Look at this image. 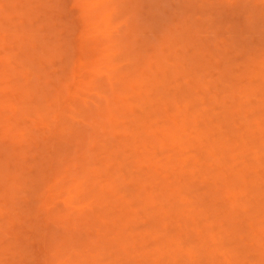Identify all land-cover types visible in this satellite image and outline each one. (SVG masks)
Masks as SVG:
<instances>
[{"label":"rangeland","instance_id":"1","mask_svg":"<svg viewBox=\"0 0 264 264\" xmlns=\"http://www.w3.org/2000/svg\"><path fill=\"white\" fill-rule=\"evenodd\" d=\"M243 2L0 0V264H264V5ZM242 169L258 181L222 200ZM91 207L113 223L84 227ZM59 208L66 247L51 239ZM72 224L91 245L71 243Z\"/></svg>","mask_w":264,"mask_h":264},{"label":"bare ground","instance_id":"2","mask_svg":"<svg viewBox=\"0 0 264 264\" xmlns=\"http://www.w3.org/2000/svg\"><path fill=\"white\" fill-rule=\"evenodd\" d=\"M243 1H244V2H243V3H244V5H243L244 7L246 6L245 4L251 3L252 1H253L255 4H258V3H259V5H257V6L263 7V5H264V0H252V1H251V0H243ZM223 4L225 5L224 2H223ZM230 4H231V3H230ZM233 4H234V3H233ZM0 5H1V4H0ZM191 5H192V4H191ZM224 5H223V6H224ZM241 5H242V4H241ZM74 6H75V5H70V9H71L72 11L75 10V7H76V6H75V7H74ZM220 6H222V5H220ZM223 6H222V7H223ZM1 7L3 8V4L1 5ZM184 8H185V7H184ZM184 8H182V9H184ZM245 8H246V7H245ZM37 9H38V8H37ZM38 10H39V9H38ZM42 10H43V9H42ZM221 10H222V9H221ZM32 11H33V9H32ZM261 11H262V10H261ZM230 13H231V12H230ZM45 15H46V14H45ZM45 15H44V16H45ZM254 16H255V15H254ZM46 17H47V16H46ZM252 17H253V16H252ZM247 18H248V17H247ZM255 20H257V21L261 20V22L263 23V21H264V13H263V12H260V11H259V13L257 12V15H256ZM254 22H255V21H254ZM259 22H260V21H259ZM263 24H264V23H263ZM74 25L77 27V25H76L75 22H74ZM260 25H261V24H260ZM196 28H197V27H196ZM197 29H198V28H197ZM261 29H262V28H261ZM193 31H195V30H193ZM197 31H198V30H197ZM196 33H197V32H196ZM86 35H87V34H86ZM86 35H84V37L81 39V40H83V42H88V41L90 40V39L88 38V35H89V34H88L87 36H86ZM180 39H181V38H180ZM173 40H174V39H173ZM175 41H176V40H175ZM14 43H15V42H14ZM33 44H34V43H33ZM35 44H37V43H35ZM172 44H173V43H171V45H172ZM204 46H205V45H204ZM11 47H12V46H11ZM35 47H36V45H35ZM170 47H171V46H170ZM12 48H13V47H12ZM18 48H19V47H18ZM33 48H34V45H33ZM61 48H62L61 46H53V47H51V49H49V51H48V53H47V55H48V54H49V55H48V58H45V62L47 61V62H50L51 64H53V63H55V59H56L57 57H58L59 60H62V59H61V56H63V55H62V49H61ZM34 49H35V48H34ZM176 49H177V48H176ZM180 50H181V49H180ZM180 50H179V51H180ZM247 51H248V50H247ZM204 52H205V51H204ZM172 53H173V52H172ZM208 54H209V53H208ZM167 55H168V53H167ZM173 55H174V54H173ZM38 56H39V57H38ZM38 56H37V58H39V59L36 58L38 61H35V58H34V57H33V60H32V58H31V60H32V64H31V65H33V63L38 62V64H35V65H36V66L38 65V66H37V69H38L37 71H39L38 74H40L39 60L42 61V60H44V59H42L43 57H40L41 55H38ZM174 56H175V55H174ZM160 57H161V56H160ZM164 58H165V57H164ZM202 58H203V57H202ZM29 59H30V57H29ZM165 59H167V58H165ZM165 59H164V60H165ZM195 59H196V58H195ZM197 59H198V58H197ZM197 59H196V60H197ZM200 59H201V58H200ZM248 59H250V57H248ZM31 60H27V61H29V63H30ZM190 60H191V59H190ZM33 61H34V62H33ZM177 61H178V60H177ZM199 61H200V60H199ZM199 61H198V63H199ZM202 61H203V60L201 59V62H202ZM43 62H44V61H42V63H43ZM45 62H44V63H45ZM182 62H183V61H182ZM253 62H254V61H253ZM193 63H194V62H193ZM251 63H252V62H251ZM22 64H23V63H22ZM22 64H19V66L22 65ZM25 64H26V63H25ZM25 64H24V65H25ZM201 64H202V63H201ZM203 64H204V63H203ZM27 65H28V64H27ZM190 65H191V64H190ZM19 66H18V68H19ZM33 66H34V65H33ZM22 67H23V66H22ZM22 67H21V68H22ZM42 68H43V67H42ZM44 68H45V67H44ZM44 68H43V69H44ZM193 69H194V68H193ZM190 70H191V69H190ZM43 71H44V70H41V73H42ZM141 72H142V71H141ZM187 72H188V71H187ZM187 72H186V73H187ZM45 73H47V72H45ZM45 73H44V74H45ZM42 74H43V73H42ZM42 74L39 75V76L37 75V76H38V77H40V76L43 77L44 74H43V75H42ZM226 74H227V73H226ZM28 75H29V74H28ZM35 75H36V73H35ZM46 75H47V74H46ZM27 78H30V77L28 76ZM91 78H92V76H90V77L88 78V81H89V80L91 81ZM93 78H94V77H93ZM93 78H92V79H93ZM25 79H26V78H25ZM27 80H28V79H27ZM29 80H30V79H29ZM88 81H87V82H88ZM93 81H94V80H92V82H93ZM24 82H25V84L23 85ZM24 82H23L22 85H21L22 88H23V95H24V96H23V95H22V96H23L24 98L27 97V98H28V100H26L27 103H29V102L31 101V103H32V105H33L34 102H32V101H33L32 98H33V97L35 98V95L37 96V94H38L37 91H38V90L35 91V90L32 89L31 87H30V88H31L32 90L29 89V87H28L29 85L27 84V83H29V82H28V81H24ZM92 82H89V83H92ZM26 84H27V85H26ZM162 85H163V84H162ZM24 86H26L27 89H26ZM53 88H54V87H53ZM253 88H254V87H253ZM24 90H26V93L29 92V94H27V95H29V96H27L26 93H24ZM39 90H40V89H39ZM50 90H52V89H50ZM50 90H46V89L43 90V94H42V95H43L44 99H46L47 101H48V94H49L48 91H50ZM254 90H256V89L254 88ZM30 91H31V92H30ZM33 91H34V92H33ZM59 91H60V90H59ZM59 91H58L57 88H55V93H54V96H53V97H55V95H57V93H58ZM251 92H252V91H251ZM31 93H32V94H35V95L32 96V95H30ZM36 93H37V94H36ZM25 95H26V96H25ZM68 95H71V94L69 93ZM68 95H67V96H65V95H60L58 99H56L57 97L55 98V99H56V102H57V104H58V107H60V105L63 103L64 100H67ZM30 96H32V98H30L31 100L29 99ZM172 97H173V96H172ZM175 97H176V96H175ZM175 97H173L172 100H174ZM29 100H30V101H29ZM34 100H35V99H34ZM108 100H109V99L107 98V99H106V103H107V107L109 108L108 105H109V103H110V100H109V101H108ZM170 100H171V99H170ZM83 101H84L85 103H87L85 100H83ZM104 101H105V100H104ZM175 101H176V100H175ZM175 101H174V102H175ZM58 102H59L60 104H59ZM167 102H168V100H167ZM177 102H178V101H177ZM23 103L27 104V103L25 102V99L23 100ZM175 103H176V102H175ZM179 103H180V102H178V104H179ZM169 104H170V102H169ZM169 104H168V105H169ZM10 105H11V104H10ZM166 105H167V104H166ZM239 105H240V104H239ZM25 106H26V105H25ZM27 106H28V105H27ZM178 106H179V105H178ZM10 107L13 108V105L10 106ZM23 107H24V106H23ZM87 107H88V106H87ZM87 107H85V108H87ZM107 107H106V108H107ZM1 108H2V107H1ZM3 108H5V107H3ZM6 108H7V107H6ZM8 108H9V107H8ZM11 108H9L8 110H12ZM24 108H25V107H24ZM87 109H88V108H87ZM177 109H178V108H177ZM5 110H6V109H5ZM14 110H15V109H14ZM106 110H107V109H106ZM108 110H109V109H108ZM252 110H253V109H251V110H249V109H248V110H247V109H244L243 112H244V113H246V112L248 113V111L251 112ZM85 111L88 112L87 110H85ZM104 111H105V110H104ZM237 111H238V110H236V112H237ZM83 112H84V110H83ZM2 113H3V112H2ZM4 113H5V111H4ZM109 113H110V112H109ZM109 113H108V114H109ZM247 113H246V114H247ZM88 114H89V113H88ZM88 114L86 113L87 116H88ZM240 114H241V113H240ZM246 114H244V115L246 116ZM111 115H112V114H111ZM238 115H239V114H238ZM2 116H3V115H1L0 117H2ZM40 116H41V115H40ZM247 116H248V115H247ZM27 117H28V116H27ZM89 117H90V116H89ZM94 117H95V116H94ZM2 118H3V117H2ZM2 118H1V119H2ZM38 118H39V117H38ZM38 118H35L34 120L32 119V121H33L35 124H38V123L41 122V119H40V118L38 119ZM91 118H92V117H91ZM244 118H245V119H244L245 122H247L248 120H246V117H244ZM254 119H258V120H259V117H258V118L255 117ZM42 120H43V119H42ZM211 121H212V120H211ZM249 122H251V121L249 120ZM249 122H247V123H249ZM98 123L101 124V122H98ZM252 123H253V122H252ZM249 125H250V124H249ZM41 126H42V125H41ZM64 126H65V125H64ZM103 126H104V125L102 124V127H103ZM206 126H207V125H206ZM100 127H101V125H100ZM100 127H99V128H100ZM207 127H208V126H207ZM221 127H222V125H221L220 127L218 126L219 130H220ZM103 128H104V127H103ZM84 129H85V128L80 129V131H79V135L77 136V138L79 137L80 140L78 139V140H76V141H79V142L81 141V142L85 143V141H83V140H84V139L86 140V137H87V141L89 142L88 139H90V137H89L90 135H91V137H92V133L90 134V133H88V132H91V129L89 128L90 131L87 130V129H86V130H84ZM208 129H209V127H208ZM222 129H223V128H221V130H222ZM83 130H84V131H83ZM221 130H220V131H221ZM77 134H78V132H77ZM77 134H76V135H77ZM163 134H164V133H163ZM173 135L176 136V134H173ZM173 135H172V136H173ZM0 136H1V133H0ZM177 136H178V135H177ZM223 138H224V137H223ZM0 140H1V139H0ZM87 141H86V143H87ZM81 142H80V143H81ZM59 143H60V145L62 144L61 141H59ZM54 144H55V143H54ZM81 144H82V143H81ZM60 145H59V146H60ZM65 145H68L66 139H65V144H64L63 146L61 145V147H64ZM85 145L87 146V144H85ZM106 145H107V144H106ZM56 146H58V145H56ZM59 146H58V148H59ZM69 146H70V145H69ZM79 146H80V145H79ZM103 146L105 147L104 149H106V146H105V145H103ZM107 146H108V145H107ZM233 146H235V145H233ZM236 146H238V145H236ZM82 147H83V146H82ZM111 147H112V146H111ZM229 147H230V146H229ZM10 148H11V147H10ZM64 148H65V147H64ZM77 148H78V147H77ZM77 148L74 147L75 150H76ZM84 148H85V146H84ZM84 148H83V149H84ZM102 148H103V147H102ZM231 148H232V147H231ZM236 148H237V147H236ZM238 148H239V147H238ZM66 149H67V146H66ZM74 149H72V150H74ZM115 149H116V147H115ZM229 149H230V148H229ZM233 149H234V147H233ZM239 149H240V148H239ZM63 150L65 151V149H63ZM77 150H78V149H77ZM84 150H85V149H84ZM84 150H83V152H84ZM102 150H103V149H102ZM106 150H107V149H106ZM230 150H231V149H230ZM78 151H79V150H78ZM239 151H240V153H241L242 150H239ZM65 152H66V151H65ZM74 152H76V151H74ZM79 152H80V151H79ZM119 152H120V149H119ZM230 152H231V151H230ZM236 152H238V151H236ZM236 152H235V149H234V151H233V155H234V156H236V154H237ZM243 152H244V151H243ZM57 153H58V152H57ZM68 153H69V152H68ZM234 153H236V154H234ZM240 153H238L237 155H240ZM80 154H81V152H80ZM83 154H84V153H83ZM242 154H244V153H242ZM242 154H241V155H242ZM20 155H21V154H20ZM20 155H19V156H20ZM48 155H49V154H48ZM81 155H82V154H81ZM230 155H231V154H230ZM233 155H232V156H233ZM254 155L257 156V157H256V158L258 159L257 161H259L260 156H262V158H264V155H260L258 152H255ZM13 156H15V155H13ZM74 156H76V155H74ZM234 156H233V159L236 158V157H234ZM15 157H18V156H15ZM69 157H70V156H69ZM20 158H21V157H20ZM113 158H114V157H113ZM231 158H232V157H231ZM262 158H261L260 160H262ZM17 159H19V158H17ZM49 159H50V158H49ZM74 159H75V158H74ZM19 160H20V159H19ZM19 160H18V162H19ZM22 160H24V157H22ZM72 160H73V159H72ZM15 161H17V160H15ZM15 161H14V162H15ZM111 161H112V160H111ZM18 162H17V163H18ZM20 162H21V161H20ZM20 162H19V166H20ZM22 162H23V161H22ZM42 162H43V161H42ZM42 162H41V163H42ZM73 162H74V161H73ZM76 162H77V161H76ZM112 162H113V161H112ZM17 163H16V164H17ZM77 163H79V162H77ZM94 163H95V162H94ZM21 164H22V163H21ZM50 164H51V163H50ZM66 164H67V163H66ZM66 164H64V165H66ZM80 164H81V163H80ZM92 164H93V163H92ZM92 164H91V166L94 165V164H93V165H92ZM52 165H53V164H52ZM78 165H79V164H78ZM83 165H84V164H83ZM88 165H89V164H88ZM4 166H5V165H4ZM73 166H74V165H73ZM91 166H89L91 169L88 168V169H89L88 172H89V174H91L90 177H92V176L94 177V176H95L94 173L96 172V166H95L94 168H92ZM108 166H109V164H108ZM21 167H22V165H21ZM76 167H77V166H76ZM83 167H84V166H83ZM87 167H88V166H87ZM257 167H258V166H257ZM257 167H256V168H257ZM107 168H108V167H107ZM244 168H246V167H244ZM256 168H255V170H257L259 167H258L257 169H256ZM263 168H264V167H263ZM0 169L2 170V168H0ZM21 169H22V168H21ZM86 169H87V168H86ZM105 169H106V168H105ZM108 169H109V168H108ZM50 170H51V169H50ZM244 170H245V169H244ZM244 170L242 169L241 173H239L240 175H238V176H240L241 178H240V177H239V179L236 178V179L238 180V182L236 181V183H234V182L232 181V182H233L232 184H234V185L236 186V188H235V187L232 188V189L229 188V187H231V186L229 185V183L227 182L228 184H227V186H226V184H225V180H223V184H225L223 187L226 186V188H225L224 190L221 191V193L224 192L222 195H220L221 197L223 196V197L221 198L222 200L224 199V197L226 198V196H228L227 198H230V200L234 203V200L236 199V196H237V194H236L237 188L240 189L239 187H241V185H243V184H246V185L248 184L250 187H254L255 183L258 181V180H257L258 178H256V179H255V178H251V179H249L248 177L245 178V176H247V175L243 176V175H244V172H243ZM263 170H264V169H263ZM105 171H106V170H105ZM259 171H260V170H258V172H259ZM261 171H262V170H261ZM0 172H1V171H0ZM43 172H44V171H43ZM85 172H87V171L85 170ZM109 172H110V171H109ZM165 172H166V171H165ZM242 172H243V174H242ZM255 172H256V171H255ZM103 173H104V172H103ZM3 174H4V171H3ZM92 174H93V175H92ZM222 174H223V172H222ZM0 175H1V173H0ZM223 175H224V174H223ZM223 175H221V176H223ZM241 175H242V176H241ZM47 176H48V175H47ZM88 176H89V175H88ZM97 176H98V175H97ZM165 176H166V174H165ZM167 176H168V175H167ZM238 176H237V177H238ZM19 177H20V176H19ZM19 177L17 176V177L14 178L15 180L17 179V180H16L17 183L15 182L16 185L18 184V181L22 180V178L20 179ZM48 177H49V176H48ZM49 178H50V177H49ZM88 178H89V177H88ZM165 178H166V177H165ZM223 178H225V177H223ZM44 179H45V178H44ZM95 179H96V178H95ZM226 179H227V176H226ZM247 179H249V181H248ZM15 180H14V181H15ZM42 180H43V179H42ZM98 180H99V179H98ZM98 180H97V181H98ZM205 180H206V179H205ZM205 180H204L203 182L206 183L208 180H206V181H205ZM234 180H235V179H234ZM93 181H94V180H93ZM142 181H143V180H142ZM228 181H229V180H228ZM148 182H149V181H148ZM229 182H231V181H229ZM141 183H142V182H141ZM146 183H147V182H146ZM87 184H88V183H87ZM98 184H99V183H98ZM95 185H96V184H95ZM145 185H146V184H145ZM234 185H233V186H234ZM91 186H93V185H91ZM91 186H90V187H91ZM97 186H98V185H97ZM97 186H95V187H97ZM233 186H232V187H233ZM238 186H239V187H238ZM243 186H244V185H243ZM101 187H102V186H101ZM141 187H142V186H141ZM141 187H140V188H141ZM92 188H93V187H91V189H92ZM146 188H147V187H146ZM98 189H99V188H98ZM98 189H97V190H98ZM235 189H236V190H235ZM60 190H61V188H60ZM144 190H145V189H144ZM90 191H91V190H90ZM90 191H89V192H90ZM120 191H121V190H120ZM234 191H235V192H234ZM56 193H57V192H56ZM91 193H92V192H91ZM44 194H45V193H44ZM218 194H219V193H218ZM228 194H229V195H228ZM129 195H130V194H129ZM215 195H216V194H215ZM260 195H261V193H260ZM49 196H50V195H49ZM58 196H59V195H58ZM217 196H218V195H216V197H217ZM220 196H219V197H220ZM261 196H262V195H261ZM55 197H56V195H55ZM55 197H54V198H55ZM263 197H264V196H263ZM42 198H43V200H41L42 202H41V205H39V207H40V206H41V207H44V208L47 207L48 210H53L52 207L49 206L50 204H49V205L47 204V203H48L47 200H49V199H48V194H45L44 197H42ZM42 198H41V199H42ZM56 198H57V197H56ZM51 199H52V198H51ZM218 199H220V198H218ZM263 199H264V198H263ZM141 200H142V199H141ZM215 200H216V199H215ZM226 200H227V199H226ZM227 201H229V200H227ZM235 201H236V200H235ZM220 202H221V200H220ZM64 203H65V202L63 201L62 204H63V206L65 207V206H66V203H65V205H64ZM213 203H215V202L213 201ZM217 203H218V202H217ZM227 203H228V202H227ZM220 204H221V203H220ZM229 204L231 205L232 203H230V201H229ZM47 205H48V206H47ZM67 205H68V204H67ZM86 205H87V204H86ZM224 205H225V204H224ZM256 205H257V208L260 209V210H261V208H259V206L263 205V207H264V204H263V203H261V205H260V204H259V205L256 204ZM63 206H62V207H63ZM99 206H100V205H98V208H99ZM101 206H102V205H101ZM214 206H215V205H214ZM27 207H28V206H27ZM66 207H68V206H66ZM223 207H224V206H223ZM30 208H31V207H30ZM93 208H95V207H91V210H90V212H92L93 215H92V214H88V211H87L86 213H84V212L82 213L83 215L86 214V215H85L86 217H88L87 215H89V217H90L89 219H87V218L85 217V218L88 220V223H87L86 219H84V222H85V225L83 224L84 227L87 226V225H92V223H94L93 221H96V220H97V217H98V218L100 217L101 219L103 218V217H101V216H102L101 213H100L101 211H96V210H95L96 212H95V211L93 212V210H94ZM225 208H226V206H225ZM254 208H255V206H254ZM64 209H65V208H64ZM67 209H69V208H67ZM67 209H66V210H67ZM100 209H102V208H100ZM258 209H256V210H257V211H260V210H258ZM262 209H264V208H262ZM25 210H26V209H25ZM33 210H34V209H33ZM54 210H55V209H54ZM69 210H70V209H69ZM88 210H89V209H88ZM190 210L192 211V209H190ZM220 210H222V208H221ZM223 210H224V208H223ZM223 210H222V211H223ZM226 210H227V209H226ZM58 211H59V212H58ZM60 211L62 212V208H59V209L55 210V215H57V217H56L55 215H54V216L56 217V220H57V221L52 220V221L50 222V224L53 223V224H52L53 227H56V228H57L56 230L59 231V232L56 231L55 228H54L55 231L52 232V235H51L52 237H51V239H52L53 237L56 238V239H55V238L53 239V240H55V244H54L55 246H57V247H66V246H65L66 243L68 244V239H67V238H68V234H67V233L65 234V228H63V226L60 225V221H61L62 218L67 219L66 222H68V220L70 221V219H68V217L70 218V215H69L70 212H67L68 214H66V213H65L66 211H65L64 213H65V215H67V216L64 217V215L61 214ZM224 211H225V210H224ZM263 211H264V210H263ZM28 212H29V210L26 211V215H27ZM56 212H57V213H56ZM32 213H33V212H32ZM32 213H31V214H32ZM58 213H59V215H58ZM223 213H224V212H223ZM229 213H230V211H229ZM256 213H257V212H256ZM28 214H30V212H29ZM31 214L29 215V217L31 216ZM60 214H61V215H60ZM171 214H172V213H171ZM224 214H225V213H224ZM258 214H259V212H258ZM90 215H91V216H90ZM99 215H101V216H99ZM110 215H111V214H110ZM225 215H226V214H225ZM35 216H36V214H35ZM104 216H105V215H104ZM107 216H108V215H107ZM227 216H228V215H227ZM229 216H230V214H229ZM254 216H255V215H254ZM254 216H253V217H254ZM257 216H258V215H257ZM29 217H28L29 220L32 219V218H31L32 216H31L30 218H29ZM55 217H54V218H55ZM58 217H59V219H57ZM117 217H118V216H117ZM255 217H256V216H255ZM54 218H53V219H54ZM60 218H61V219H60ZM118 218H119V217H118ZM249 218H250V217H249ZM93 219H95V220H93ZM103 219H105V218H103ZM103 219H102V220H103ZM111 219H112V218H111ZM123 219H124V218H123ZM98 220H99V219H98ZM105 220H107V218H106ZM105 220H103L101 223L99 222V224L96 222V223L99 225V226H98L99 228H104V227L106 228V226L108 227V225L110 226V225L113 223V222H112V223L110 224V222L105 221ZM252 220H253V219H252ZM11 221H12V224L10 225V227H11L10 229H12V226H14V223H13L14 221H13V219H11L10 222H11ZM100 221H101V220H100ZM113 221H114V220H113ZM10 222H9V223H10ZM44 222H45V221H44ZM54 222H55V223H56V222L59 223V225L56 223V224H57V226H56V224H55ZM89 222H90V223L92 222V223L89 224ZM107 222H108V223H107ZM127 222H128V219H127ZM129 222H130V221H129ZM252 222H254V221H252ZM48 223H49V222H48ZM46 224H47V223H46ZM50 224H48V226H46V229L49 227ZM125 224L127 225L126 222H125ZM31 225H32V224H31ZM72 225H73V226H72L73 228L71 227L72 229H70V231H72V230H74V231L71 232L72 234L70 233V235L73 236V235H75V233H76V236L72 237V239H73V240L75 239V240H74V241L72 240L71 243L74 244V242H75V244L78 245V246L91 245V242H87V241H86V243H84L83 241H81L82 238L79 237V233H80V231H82L81 229H83V227H81L82 224L79 225L80 227H78V225H76V224H75V225L72 224ZM126 225H123V226L125 227ZM93 226H94V225H93ZM100 226H101V227H100ZM248 226H249V225H248ZM42 228H43V227H42ZM43 229H45V226H44ZM79 229H80V230H79ZM197 229H198V228H197ZM198 230H199V229H198ZM198 230H197V231H198ZM194 231H195V230H194ZM54 232H55V233H54ZM57 232H58V235H56ZM77 232H78V233H77ZM73 233H74V234H73ZM117 233H118V232H117ZM53 234H54V236H53ZM55 235H56V236H55ZM65 235H67V236H66L67 238L65 237ZM70 235H69V236H70ZM119 235H120V234H119ZM196 235H197V234H196ZM115 237H116V236H115ZM169 237H170V236H169ZM65 238H66V239H65ZM76 238H77V239H76ZM80 238H81V240H79ZM121 238H122V237H121ZM124 238H125V237H124ZM204 238H205V237H204ZM58 239H59V240H58ZM117 239H118V238H117ZM41 240H42V239H41ZM57 240H58V241H57ZM64 240H65V241H64ZM126 240H127V238L125 239V241H124V239H123V241H124L123 243H128V242H127L128 240H127V241H126ZM170 240H171V239H170ZM42 241H43V240H42ZM56 241H57V242H56ZM76 241H77V242H76ZM78 241H80V244H77V243H79ZM53 242H54V241L50 242V244L48 245V246H50V247H48L47 244H45L46 242H43V243L40 242V243H42V245L45 244V246L47 247V250H48L49 248H53V247H54V246H52V245H53ZM63 242L65 243L64 246H62V245H63ZM81 242H83V243H81ZM118 242H119V241H118ZM202 242H203V240H202ZM51 243H52V244H51ZM119 243H120V242H119ZM119 243H118V244H119ZM200 243H201V242H200ZM114 244H115V243H114ZM118 244H117V245H118ZM40 245H41V244H40ZM121 245H122V244H121ZM123 245H124V244H123ZM126 245H127V244H126ZM200 245H201V244H200ZM45 246H44V248H45ZM120 247H121V246H120ZM44 248H42V249H44ZM92 248L94 249L95 247H92ZM122 248H123V247H122ZM42 249H41V250H42ZM93 249H92V250H93ZM125 249H126V248H125ZM22 250H23V249H22ZM169 250H170V249H169ZM42 251H43V250H42ZM44 252H46V251H44ZM91 253H93V252H91ZM91 253H90V254H91ZM238 253H240V252H238ZM17 254H19V253L17 252ZM97 254H98V253H97ZM97 254H96V255H97ZM241 254H242V253H241ZM14 255H15V254H14ZM19 255H21V254H19ZM101 255H105V251L102 252V254H100V256H101ZM236 256H238V257L240 256V257H241V255H236ZM236 256H233V257H235V260H236V259H240V257L238 258V257H236ZM172 259H173V258H172ZM242 259H243V258H242ZM21 260H22V258H21ZM173 260H174V259H173ZM236 261H237V260H236ZM236 261H235V262H236ZM240 261H241V260H240ZM227 262H228V261H227ZM242 262H243V261H241V264H242Z\"/></svg>","mask_w":264,"mask_h":264}]
</instances>
